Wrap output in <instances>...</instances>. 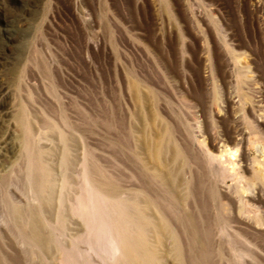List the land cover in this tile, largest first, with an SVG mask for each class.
Segmentation results:
<instances>
[{
	"label": "rangeland",
	"instance_id": "obj_1",
	"mask_svg": "<svg viewBox=\"0 0 264 264\" xmlns=\"http://www.w3.org/2000/svg\"><path fill=\"white\" fill-rule=\"evenodd\" d=\"M0 264H264V0H0Z\"/></svg>",
	"mask_w": 264,
	"mask_h": 264
},
{
	"label": "bare ground",
	"instance_id": "obj_2",
	"mask_svg": "<svg viewBox=\"0 0 264 264\" xmlns=\"http://www.w3.org/2000/svg\"><path fill=\"white\" fill-rule=\"evenodd\" d=\"M75 53H76V52H75ZM71 68H72V67H71ZM42 120H43V119H42ZM5 139H6V138H5ZM6 143H7V142H6ZM156 143H157V142H156ZM80 157H81V156H80ZM78 158H79V157H78ZM156 160H157V159H156ZM79 161H80V160H79ZM203 161H204V160H203ZM210 161H211V159H210ZM79 166H82V165L79 164ZM203 168H204V167H203ZM81 169H82V168H81ZM77 171H79V170H77ZM77 173H78V172H77ZM81 174H82V176H83V173H82V172H81ZM160 174H162V175H167L166 172H164V173H161V172H160ZM80 176H81V175H80ZM146 201H147V200H146ZM126 225H127V224H126ZM145 228H146V227H145ZM157 228H159V229H163V225L160 224V225L157 226ZM153 229H154V228H153ZM162 231H163V230H162ZM165 233H166V232H165ZM166 235H167V234H166ZM136 236H137V235H136ZM37 237H38V235H37ZM163 237H164V236H163ZM163 237H162V238H163ZM40 240H44V239L41 237ZM119 243H120V242H119ZM128 245H129V244H128ZM140 245H141V244H140ZM129 246H130V245H129ZM142 246H143V245H142ZM126 248H127V247H126ZM148 248H149V247H148ZM114 249H115V251H118V250H119V246H115ZM137 250H138V249H137ZM151 250H152V249H151ZM143 252H144V251H143ZM153 252H154V250H153ZM150 253H151V252H150ZM134 254H135V253H134ZM140 254H141V253H140ZM129 255H130V254H129ZM142 255H143V254H142ZM155 255H156V253H155ZM140 256H141V255H140ZM148 256H149V255H148ZM150 256L153 257V256H154V253H152ZM151 262H152V261H151Z\"/></svg>",
	"mask_w": 264,
	"mask_h": 264
}]
</instances>
